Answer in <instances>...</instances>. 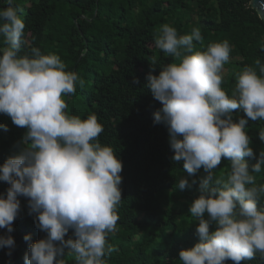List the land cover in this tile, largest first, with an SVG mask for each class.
<instances>
[{"label": "clouds", "instance_id": "1", "mask_svg": "<svg viewBox=\"0 0 264 264\" xmlns=\"http://www.w3.org/2000/svg\"><path fill=\"white\" fill-rule=\"evenodd\" d=\"M7 5L0 9V113L27 131L19 150L0 165V181L9 185L0 194V228L6 229L0 248L15 247L12 224L20 212L18 197L24 196L36 227L47 233L30 243L25 264H66V250L75 264H108L116 251L109 236L120 219L122 161L112 145L100 142L104 129L97 114L82 119L67 111L65 97L85 81L67 70L58 54H44L39 47L25 51L22 10L14 0ZM202 40L199 27L180 34L162 24L154 44L173 62L146 77L147 88L162 104L154 123L167 127L172 159L183 163L188 177L204 173L178 183L181 190L199 185L188 209L199 242L181 250L179 261L242 264L257 253L264 259V183L256 175L264 173V151L251 169L245 160L255 156L247 122L264 121V63L257 59L245 66L234 74V87L225 89L231 45L225 39L198 49L194 41ZM237 109L244 115L234 119ZM0 127L7 131V125ZM259 139L264 142V128ZM222 158L230 167L218 175Z\"/></svg>", "mask_w": 264, "mask_h": 264}, {"label": "trees", "instance_id": "2", "mask_svg": "<svg viewBox=\"0 0 264 264\" xmlns=\"http://www.w3.org/2000/svg\"><path fill=\"white\" fill-rule=\"evenodd\" d=\"M251 0H14L25 22L24 50L39 47L44 54H58L67 70L76 71L85 81L68 97L69 114L82 119L95 113L104 131L102 144L112 145L122 161L120 185L122 202L117 230L109 236L116 248L108 264H180L179 252L199 242L197 222L188 209L199 195V185L183 190L180 178L188 177L182 162H175L169 133L164 124L154 123V113L162 108L147 88L151 71L158 75L173 57L157 49L154 37L164 23L180 34L199 27L202 42L198 49L228 40L232 51L224 66L225 82L234 87V74L259 59L264 63V20L252 8ZM0 0V9L7 7ZM0 43V47H2ZM155 62V63H153ZM138 80L139 83H134ZM234 119L243 116L234 110ZM0 165L20 148L27 131L0 113ZM264 121L247 122L254 157H245L249 167L264 151L259 130ZM217 174L224 175L230 162L223 159ZM264 183V173L256 174ZM9 185L0 181V194ZM20 212L13 221V249L0 248V264H25L30 243L46 238L36 227L35 213L29 214L28 198L19 196ZM264 204V200L261 201ZM215 226H211L214 230ZM6 229L0 228V235ZM30 235V241L24 236ZM72 236V230L65 239ZM11 251V255L7 253ZM66 264H75L66 250ZM226 264H233L231 260ZM242 264H264L257 253Z\"/></svg>", "mask_w": 264, "mask_h": 264}, {"label": "water", "instance_id": "3", "mask_svg": "<svg viewBox=\"0 0 264 264\" xmlns=\"http://www.w3.org/2000/svg\"><path fill=\"white\" fill-rule=\"evenodd\" d=\"M250 4L252 8L257 11L259 16L264 20V0H251ZM68 100H69V97L66 101L67 104H68Z\"/></svg>", "mask_w": 264, "mask_h": 264}]
</instances>
